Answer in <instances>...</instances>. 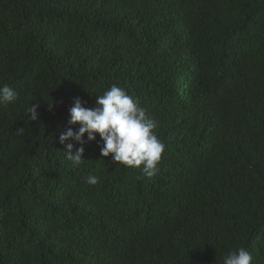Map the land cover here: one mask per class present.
<instances>
[{
  "label": "trees",
  "instance_id": "trees-1",
  "mask_svg": "<svg viewBox=\"0 0 264 264\" xmlns=\"http://www.w3.org/2000/svg\"><path fill=\"white\" fill-rule=\"evenodd\" d=\"M5 84L0 264H264V0H0ZM112 85L157 123L152 178L98 134L79 168L59 143L74 101Z\"/></svg>",
  "mask_w": 264,
  "mask_h": 264
},
{
  "label": "clouds",
  "instance_id": "clouds-1",
  "mask_svg": "<svg viewBox=\"0 0 264 264\" xmlns=\"http://www.w3.org/2000/svg\"><path fill=\"white\" fill-rule=\"evenodd\" d=\"M189 77L193 78V75ZM180 83L181 85L174 87L172 97L177 103L174 106L184 113L189 108L188 103L184 104L189 96V89H184L186 84L183 80ZM16 95L8 85L0 86V105L14 102ZM29 117L32 121L38 119L36 107L29 108ZM77 124L79 128L74 131L73 126ZM68 125L59 135V143L65 146L63 152L73 168H79L85 161L83 145L95 141L98 134L103 141L101 157L111 156L112 163L117 167L140 169L142 176L147 178L159 173L165 144L154 131L157 123L146 115V109L140 105V101L123 88L112 85L102 95L97 96L96 107L93 109L83 107L81 101L76 99L70 110ZM71 141L81 145L75 152ZM86 183L95 186L99 183V177L89 174ZM252 260V255L240 248L229 252L223 258V264H251Z\"/></svg>",
  "mask_w": 264,
  "mask_h": 264
},
{
  "label": "rangeland",
  "instance_id": "rangeland-1",
  "mask_svg": "<svg viewBox=\"0 0 264 264\" xmlns=\"http://www.w3.org/2000/svg\"><path fill=\"white\" fill-rule=\"evenodd\" d=\"M172 94H174V93H172ZM181 94H182V92H181ZM177 97L180 98V97H179V94H177ZM183 100H184V98H183ZM184 104H185V101H184Z\"/></svg>",
  "mask_w": 264,
  "mask_h": 264
}]
</instances>
